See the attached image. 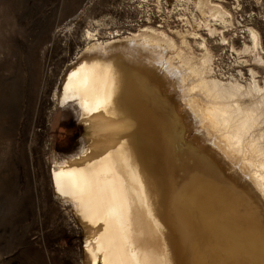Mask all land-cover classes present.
Segmentation results:
<instances>
[{"label": "bare ground", "instance_id": "1", "mask_svg": "<svg viewBox=\"0 0 264 264\" xmlns=\"http://www.w3.org/2000/svg\"><path fill=\"white\" fill-rule=\"evenodd\" d=\"M193 4L210 37L212 22L230 26L222 6ZM247 33L242 51L264 66ZM174 34L90 44L64 76L82 145L53 156L50 175L85 234L84 264H264V83L217 80L204 41L196 55L197 34Z\"/></svg>", "mask_w": 264, "mask_h": 264}, {"label": "rangeland", "instance_id": "2", "mask_svg": "<svg viewBox=\"0 0 264 264\" xmlns=\"http://www.w3.org/2000/svg\"><path fill=\"white\" fill-rule=\"evenodd\" d=\"M210 1L231 21L228 28L212 22L211 37L194 0H0V264L85 262V234L71 205L54 196L50 174L53 156L82 145L79 109L59 99L87 46L147 28L178 44L174 33L188 31L197 34L187 38L196 55L203 41L214 55L213 77L247 86L253 75L262 88L264 66L242 48L253 29L264 61V0Z\"/></svg>", "mask_w": 264, "mask_h": 264}]
</instances>
